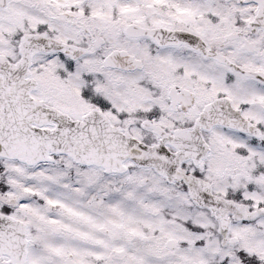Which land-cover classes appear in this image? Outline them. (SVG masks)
Returning <instances> with one entry per match:
<instances>
[{
	"label": "snow or ice",
	"instance_id": "snow-or-ice-1",
	"mask_svg": "<svg viewBox=\"0 0 264 264\" xmlns=\"http://www.w3.org/2000/svg\"><path fill=\"white\" fill-rule=\"evenodd\" d=\"M0 264H264V0H0Z\"/></svg>",
	"mask_w": 264,
	"mask_h": 264
}]
</instances>
